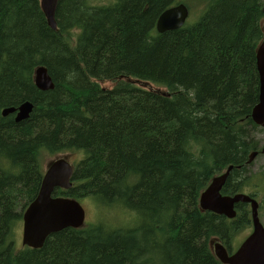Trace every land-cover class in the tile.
<instances>
[{"label":"trees","instance_id":"16d2710c","mask_svg":"<svg viewBox=\"0 0 264 264\" xmlns=\"http://www.w3.org/2000/svg\"><path fill=\"white\" fill-rule=\"evenodd\" d=\"M198 1L61 0L53 31L39 0H0V264H220L210 239L230 241L246 228L247 211L238 206L228 222L201 211L198 199L230 166L223 192L250 179L264 1L203 0L194 23L156 33L166 9ZM39 67L52 90L35 88ZM26 102L28 119L1 116ZM66 150L84 157L77 185L57 195L132 218L66 229L41 249L16 251L17 224L41 183L39 155Z\"/></svg>","mask_w":264,"mask_h":264},{"label":"water","instance_id":"95a60500","mask_svg":"<svg viewBox=\"0 0 264 264\" xmlns=\"http://www.w3.org/2000/svg\"><path fill=\"white\" fill-rule=\"evenodd\" d=\"M61 0H39V5L50 28L54 27V12ZM188 11L183 4L164 11L157 28L160 32L180 29L187 18ZM264 31V28H263ZM256 70L259 73V98L253 108L251 118L256 125L264 127V39L256 51ZM34 83L41 91L48 90L50 78L44 67L34 72ZM7 110L3 112L6 115ZM31 109L28 104L18 108V121L25 120ZM264 153V149L262 151ZM252 158V157H251ZM72 169L64 161L53 163L43 177L40 190L23 214L22 244L32 249H40L48 236L65 229H79L83 225L84 211L75 200L52 198L56 187L69 188ZM216 178L200 195L199 207L202 211L226 218H233L235 203L250 204L252 233L232 256H228L220 244L214 246V254L222 264H264V229L259 222L257 204L254 200L237 195L220 197L219 191L228 176Z\"/></svg>","mask_w":264,"mask_h":264},{"label":"rangeland","instance_id":"374dc122","mask_svg":"<svg viewBox=\"0 0 264 264\" xmlns=\"http://www.w3.org/2000/svg\"><path fill=\"white\" fill-rule=\"evenodd\" d=\"M108 0H89L90 4L94 5V4H101V3H107ZM202 1H198L197 5H193L191 2L188 3L189 6V17L186 20V24H192L194 23L197 18L196 17V7H198ZM191 12V13H190ZM264 23V19L261 23V25ZM56 31V30H55ZM135 86H137L138 88L147 90V91H164L163 89H160L159 87L149 84V83H145V82H136V81H131ZM140 83V84H139ZM99 87L101 89H112L113 88V84L109 83V82H100L98 83ZM166 91H164L165 93ZM255 136L257 137V140L259 141L260 146L264 144V131H259L255 133ZM80 152V151H79ZM74 155L73 156H68L65 157L66 160L70 161V162H76L80 159L83 158L84 154L83 153H77L76 150L73 151ZM39 165H40V169L43 172V168H45V166L49 163L52 162L54 160H56V158L45 154V153H41L39 155ZM249 175V176H248ZM245 177H249L252 178L254 177L253 182L256 184L257 188L254 189L252 188V186H248V189L245 190L246 193L249 194H254L256 199L258 200V202L260 203L262 200H264V156L260 155L258 156L253 164H249L246 167L245 170ZM82 207L85 210V225L86 226H91L94 225L95 223H99L102 224L100 220L104 221L105 223L109 224L107 226H115V225H126L130 222V218H132L131 215H129L130 213H127L121 209H111L110 211L107 209H102L97 205L96 202H94L91 198H83V199H79L78 201ZM133 215V214H132ZM133 217L135 218V216L133 215ZM259 217L260 220L262 222V224L264 225V209L262 210V212H259ZM20 226L21 223L17 224L16 227V244L20 245L21 244V234H20ZM131 227V226H130ZM20 228V229H19ZM249 232V230H247ZM22 233V232H21ZM247 234H239L235 237V239L233 240V248L241 245V243L243 242V240L246 238ZM217 241H213L211 242V248L213 249V245L214 243H216ZM21 248L19 247V250Z\"/></svg>","mask_w":264,"mask_h":264},{"label":"bare ground","instance_id":"6f19581e","mask_svg":"<svg viewBox=\"0 0 264 264\" xmlns=\"http://www.w3.org/2000/svg\"><path fill=\"white\" fill-rule=\"evenodd\" d=\"M60 2V1H59ZM58 2V3H59ZM58 3H57V5H58ZM181 4H183V3H181ZM180 5V4H179ZM176 6H178V5H176ZM55 11H56V9H55ZM54 16H55V12H54ZM161 16V15H160ZM160 16L158 17V19H157V21H156V24H155V30H156V33H158V34H163V33H165V32H160L159 30H158V28H157V25H158V23H159V21H160ZM189 17V13L187 14V18ZM187 18H186V20H187ZM186 20H185V22H184V25L186 24ZM47 21V20H46ZM183 25V26H184ZM49 26V25H48ZM182 26V27H183ZM181 27V28H182ZM50 28V27H49ZM180 28V29H181ZM51 30H53V31H55L56 30V23H55V19H54V27L53 28H50ZM40 68V67H39ZM38 69V68H37ZM36 69V70H37ZM47 71V70H46ZM257 73H258V71H257ZM48 74V73H47ZM49 76V75H48ZM258 77H259V73H258ZM50 78V77H49ZM34 82V81H33ZM140 84V83H139ZM50 85H51V87L48 89V90H46V91H49V90H52L53 89V87H54V85H53V83H52V80H51V78H50ZM34 86H35V88L36 89H38L37 87H36V85H35V83H34ZM39 90V89H38ZM41 91V90H40ZM24 104H28V108H30L31 109V111H32V108H33V106H32V104H30V103H28V102H26V103H24ZM24 104H22V105H24ZM21 105V106H22ZM20 107V106H19ZM19 107H17V108H7V109H4V110H2V112H1V116L2 117H7V116H9V115H14V121L16 122V123H18V122H21V121H18V108ZM7 110H11V111H9V112H7L6 113V115H3V112L4 111H7ZM29 117V116H28ZM28 117L26 118V119H28ZM25 119V120H26ZM24 121V120H23ZM247 165H249L250 164V162H249V160L247 161V163H246ZM232 169H233V167H228L227 168V170L223 173V174H225V173H227L228 171H229V173L232 171ZM222 175V174H221Z\"/></svg>","mask_w":264,"mask_h":264},{"label":"flooded vegetation","instance_id":"af4514ba","mask_svg":"<svg viewBox=\"0 0 264 264\" xmlns=\"http://www.w3.org/2000/svg\"><path fill=\"white\" fill-rule=\"evenodd\" d=\"M65 155H70V154H65ZM63 156V155H62ZM61 156V157H62ZM71 184H73V180H72V178H71ZM248 189V187H245L243 190H247ZM57 191H60L61 189L59 188V189H56ZM224 192L226 193V194H228V195H232L233 193H227L225 190H224Z\"/></svg>","mask_w":264,"mask_h":264}]
</instances>
